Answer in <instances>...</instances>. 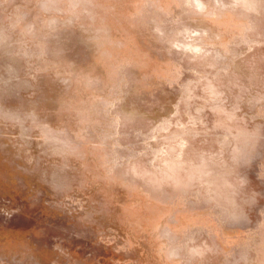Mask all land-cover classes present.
I'll return each instance as SVG.
<instances>
[{
  "label": "rangeland",
  "instance_id": "374dc122",
  "mask_svg": "<svg viewBox=\"0 0 264 264\" xmlns=\"http://www.w3.org/2000/svg\"><path fill=\"white\" fill-rule=\"evenodd\" d=\"M0 264H264V0H0Z\"/></svg>",
  "mask_w": 264,
  "mask_h": 264
}]
</instances>
